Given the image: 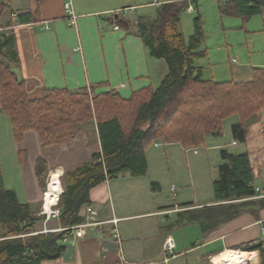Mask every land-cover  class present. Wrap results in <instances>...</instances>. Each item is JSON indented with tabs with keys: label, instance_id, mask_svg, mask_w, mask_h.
I'll return each instance as SVG.
<instances>
[{
	"label": "crops",
	"instance_id": "obj_1",
	"mask_svg": "<svg viewBox=\"0 0 264 264\" xmlns=\"http://www.w3.org/2000/svg\"><path fill=\"white\" fill-rule=\"evenodd\" d=\"M68 1L26 0L12 10L13 17L19 9H29L36 16L32 22L16 23L12 27L17 60L11 64L23 77L31 96H41L48 88L88 87L93 94L114 88L128 97L136 90L154 85L156 77L165 71L163 61L166 64L167 61L150 51L140 24L148 32L163 11L162 5L174 0L117 3L71 0L77 15L74 23L66 10ZM194 1L189 0L194 8L189 11L196 10ZM218 7L225 16H235L240 21L228 19V24L222 26L223 32L239 31L242 39L235 40L231 32L230 41L225 35V43L217 42L210 48L203 44L202 36L195 48L198 53L193 57V65L200 68L204 77L249 80L253 67L264 66V7L250 16H244L234 6L231 12L223 11L220 2ZM148 8H155V16H147L144 10ZM121 9L132 13L127 17L121 13V17L114 18ZM138 10L143 12L135 15ZM181 21L180 17L182 32ZM150 29L157 34L155 28ZM194 31L195 25L188 42L184 38L185 42L189 43ZM257 34L263 35L257 37ZM248 35L251 41H244ZM239 121L238 114L226 117L222 135L208 132L204 141L194 146L186 147L179 141H153L146 150L145 174L125 173L107 178L90 189L91 203L83 211L88 216L91 207L95 217L104 222L88 227L82 237L65 240L70 243L66 253L60 258L45 259L42 264H216L215 255L227 249L239 250L244 255L239 259L220 260L217 264H262L259 249L244 250L242 246L263 239L264 205L258 217L244 211L211 228L199 220H179L180 213L186 210L225 202L216 200L213 187L214 173L224 162L221 155L224 149L232 153L247 152L254 169V184L263 186L264 106L247 120L245 139L234 136L233 125ZM0 132V165L6 187L16 191L21 203L37 208V232L62 229L59 215H46L47 189L44 192L39 186L36 159L41 156L48 161V183L54 179L58 194L50 209L56 208L64 190V174L89 161L94 152L101 151L96 129L90 134L88 128H83L69 141L44 146L46 154L37 156L26 148L28 140L40 141L37 132L28 130L23 140L17 141L11 120L3 111H0ZM26 164L30 166L25 174ZM254 197L264 200L259 192ZM114 217L117 223L110 221ZM114 226L119 233L117 241L112 235ZM170 236L176 244L175 253L166 255L164 242Z\"/></svg>",
	"mask_w": 264,
	"mask_h": 264
},
{
	"label": "trees",
	"instance_id": "obj_2",
	"mask_svg": "<svg viewBox=\"0 0 264 264\" xmlns=\"http://www.w3.org/2000/svg\"><path fill=\"white\" fill-rule=\"evenodd\" d=\"M219 2L223 11L231 12L234 6L244 16L264 7V0ZM188 5L189 0L164 3L150 27L157 34L140 24L150 51L168 64V72L156 87L149 85L128 97L114 88L98 94L88 87L48 88L36 97L30 95L23 77L11 64L17 60L12 27L32 22L36 16L29 9H19L3 21L8 4H0V111L10 118L15 139L22 141L26 131L35 130L42 145L61 144L88 128L90 134L96 129L101 144V151L94 152L89 161L64 174V190L56 203L62 230L36 232L37 208L21 203L16 191L6 187L0 165V264H42L45 259L62 257L70 245L64 234L72 236L68 227L87 219L83 209L90 206V189L125 173L145 174L146 150L153 141L198 145L208 132L222 135L223 120L232 114L240 117L233 125L234 136L246 138L247 120L264 106V66L253 67L252 77L246 81L202 76L200 68L193 65L198 53L195 48L203 36L201 16L194 17L195 31L189 43L179 29ZM221 155L224 162L217 167L213 187L216 200L225 202L181 212L180 222L199 220L211 228L244 211L258 217L264 200L254 197L258 191L249 154L224 149ZM49 170L48 161L38 157L35 172L44 192ZM242 248L259 249L264 264V239Z\"/></svg>",
	"mask_w": 264,
	"mask_h": 264
},
{
	"label": "rangeland",
	"instance_id": "obj_3",
	"mask_svg": "<svg viewBox=\"0 0 264 264\" xmlns=\"http://www.w3.org/2000/svg\"><path fill=\"white\" fill-rule=\"evenodd\" d=\"M26 0H0V4L1 3H7L8 4V8L4 11L3 15H2V20L6 21L8 18L11 17V13L12 10L18 6H20L23 2L25 3ZM121 0H102L98 3H117L120 2ZM194 7L197 8L195 11H189L188 8H186L182 14H181V27L183 28V37L187 40H189V36L190 34L193 32V20L194 17L197 14H200L201 19H202V27L204 30V34H203V44H206L207 46H210V48L214 47L215 44L217 42H222L225 43V35H227V37L229 38L230 41V37H231V32L234 35L235 40L239 41L242 39L239 35L240 32L236 31V30H231V31H227L226 33L223 32L222 30V26H226L228 24V19H230V21H237L240 22L239 19H237L235 16H231L232 18H229L228 16H225L222 12H220L219 7H218V3L219 0H195L194 2H192ZM124 9H121V13L124 16H128L129 14L131 15L132 12L128 11L124 14L123 13ZM125 12V11H124ZM140 12H143V10H138L135 11V15L136 14H140ZM144 12H146L147 16L149 17H153L155 16V8H148L146 10H144ZM128 13V14H127ZM189 30V31H188ZM263 34H257V37L262 36ZM245 36V34L243 35V37ZM256 37V36H255ZM254 37V38H255ZM244 41H251L250 36H247V40L245 38H243ZM212 46V47H211ZM211 50V49H209ZM212 51V50H211ZM210 51V52H211ZM221 53L223 54L224 51L221 50ZM237 61V60H236ZM165 65V71L163 70V74L159 75L158 77H156L155 81H154V87H156L160 81L161 78H163V76L165 75V73H167V64L166 62H164ZM0 136H1V132H0ZM37 137V135H36ZM38 139V137H37ZM26 148H28V151L30 152V154H33L34 156L37 155H41V154H46L43 152L44 145H42V143H40L39 139L37 140V142H33V141H27L26 143ZM30 166V164H26L25 165V174L27 173L28 167ZM216 175V172L214 173ZM28 178L25 176L24 180H27ZM17 180V179H16ZM3 230L0 228V233ZM37 232V231H36Z\"/></svg>",
	"mask_w": 264,
	"mask_h": 264
},
{
	"label": "built area",
	"instance_id": "obj_4",
	"mask_svg": "<svg viewBox=\"0 0 264 264\" xmlns=\"http://www.w3.org/2000/svg\"><path fill=\"white\" fill-rule=\"evenodd\" d=\"M154 2H156V0H153ZM66 10L68 11V15H69V18L71 19V22L74 23L76 21V17L77 15L75 14L74 10H73V7H72V3H71V0H69L66 4ZM189 10H193V6L190 4L188 5L187 7ZM127 9H124V11H126ZM126 13V12H125ZM44 27H48L46 24L43 25ZM116 28H118L119 26L116 25L115 26ZM256 190L259 192V194L261 195H264V184L263 186L261 187L260 185H257L256 186ZM60 208L56 207V208H53L51 209L50 212H46V215L47 217L49 216H58L60 214ZM88 216H87V219L85 222L83 223H79V224H76V225H72L68 228L71 229V232H72V236H76V237H82L84 236L86 233H87V228L88 227H92V226H98L99 224L103 223L104 221L102 220H98L96 217H95V210L92 209L91 207L89 208V211H88ZM117 218L114 217L112 219H110V221H113L114 223H117ZM63 229V228H62ZM60 229V230H62ZM261 231H262V234H263V239H264V223H262L261 225ZM113 237L114 239H116V241L118 240L119 238V233H118V230L116 228V226L113 227ZM71 236V237H72ZM70 236L68 233H65L64 234V241L69 239ZM175 241L173 239V237H168L166 239V241L164 242V252L166 255H171V254H174L175 251Z\"/></svg>",
	"mask_w": 264,
	"mask_h": 264
},
{
	"label": "bare ground",
	"instance_id": "obj_5",
	"mask_svg": "<svg viewBox=\"0 0 264 264\" xmlns=\"http://www.w3.org/2000/svg\"><path fill=\"white\" fill-rule=\"evenodd\" d=\"M51 181H52L51 183H48V188L45 193V200H46L45 208L47 212H50L52 209V208L50 209V203L54 202L58 198L56 185H54L55 181L54 179H52ZM243 255L244 253H242L239 250L227 249L224 252L215 255L214 263L217 264L220 260H228L231 258L239 259Z\"/></svg>",
	"mask_w": 264,
	"mask_h": 264
},
{
	"label": "water",
	"instance_id": "obj_6",
	"mask_svg": "<svg viewBox=\"0 0 264 264\" xmlns=\"http://www.w3.org/2000/svg\"><path fill=\"white\" fill-rule=\"evenodd\" d=\"M114 18H119V13H115Z\"/></svg>",
	"mask_w": 264,
	"mask_h": 264
}]
</instances>
